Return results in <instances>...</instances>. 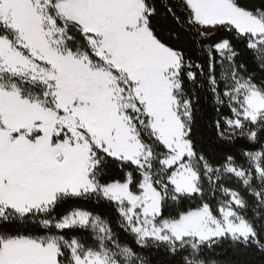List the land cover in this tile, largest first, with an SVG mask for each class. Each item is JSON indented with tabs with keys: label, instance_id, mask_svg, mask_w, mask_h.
Instances as JSON below:
<instances>
[{
	"label": "rangeland",
	"instance_id": "rangeland-1",
	"mask_svg": "<svg viewBox=\"0 0 264 264\" xmlns=\"http://www.w3.org/2000/svg\"><path fill=\"white\" fill-rule=\"evenodd\" d=\"M52 1L0 0V216L46 211L61 195L96 193L117 206L139 242L197 245L253 238V229L237 213L244 205L233 191L224 193L218 218L204 205L175 221L159 219L162 197L154 178H163L162 191L171 187L172 198L200 194L201 185L219 173L252 188L243 169L228 163L215 172L196 159L188 141V105L179 97V56L152 38L142 1ZM183 1L195 25L235 28L264 64L263 14L239 10L232 0ZM51 7L63 23L87 36L94 54L118 78L93 65L85 53L64 49L67 36L55 24ZM215 49L231 57L226 42ZM20 86L31 91L25 94ZM225 97L233 114L226 121L229 133L253 139V128L264 121V94L248 80L232 78ZM135 123L163 148L159 157L140 142ZM95 149L139 169L136 194L130 177L107 186L95 182L90 171ZM246 156L258 182H264L261 154ZM87 226L100 241L107 238L106 227L84 212H73L59 224ZM63 248L69 264H119L104 250L85 251L75 241L64 244L52 237L0 239V264H63ZM122 253L129 264L131 258Z\"/></svg>",
	"mask_w": 264,
	"mask_h": 264
},
{
	"label": "trees",
	"instance_id": "trees-1",
	"mask_svg": "<svg viewBox=\"0 0 264 264\" xmlns=\"http://www.w3.org/2000/svg\"><path fill=\"white\" fill-rule=\"evenodd\" d=\"M56 1L59 0L52 3ZM141 1L146 9V26L152 38L179 56V97L188 105V141L196 159L215 172L221 171L228 163L243 169L249 175L252 188L243 186L232 176L219 173L210 184L201 185L200 194H180L172 198L171 187L167 186V191H162L163 178H154L155 188L162 197L159 219L175 221L204 205L218 218L219 202L225 198L226 191H233L244 205L237 213L251 226L254 237H225L197 245H167L152 240L139 242L127 229L117 206L99 194L90 193L61 195L46 211L24 216L14 212L1 215L0 239L52 237L64 244L75 241L85 251L108 252L119 264L125 262L122 251H126L131 258L129 264H264V182H258L246 156L260 153L264 172V121L253 128V139L241 133H229L226 121L233 114L225 97L232 78L248 80L264 94V64L249 47L248 38L235 28L226 24L213 27L195 25L183 0ZM232 3L239 10L264 15V0H232ZM50 14L55 24L65 31V50L85 53L93 65L107 68L118 78L119 73L94 54L85 34L75 26L63 23L52 7ZM223 42L228 44L230 58L221 57L215 49ZM20 87L25 94L31 91L25 86ZM135 128L140 142L150 147L155 156L164 152L138 123H135ZM94 153L92 173L98 185L125 183L130 177L131 193L138 192L141 173L137 167L102 150L95 149ZM199 177L201 183L204 174H199ZM73 212H84L96 218L106 227L107 238L102 241L97 239L90 226L60 228L61 221ZM61 253L64 255L62 263L69 264L68 249L63 248Z\"/></svg>",
	"mask_w": 264,
	"mask_h": 264
},
{
	"label": "bare ground",
	"instance_id": "bare-ground-1",
	"mask_svg": "<svg viewBox=\"0 0 264 264\" xmlns=\"http://www.w3.org/2000/svg\"><path fill=\"white\" fill-rule=\"evenodd\" d=\"M155 46V43H154ZM152 59H154V61H156L157 63H161L162 58L160 56H153ZM152 61V60H151ZM163 61V60H162ZM157 67V66H156ZM149 69V68H147ZM156 73V72H155ZM158 80V79H157ZM154 81V80H153ZM152 82V81H151ZM157 88V87H156Z\"/></svg>",
	"mask_w": 264,
	"mask_h": 264
},
{
	"label": "water",
	"instance_id": "water-1",
	"mask_svg": "<svg viewBox=\"0 0 264 264\" xmlns=\"http://www.w3.org/2000/svg\"><path fill=\"white\" fill-rule=\"evenodd\" d=\"M90 171H93V165L91 164V169H90Z\"/></svg>",
	"mask_w": 264,
	"mask_h": 264
}]
</instances>
